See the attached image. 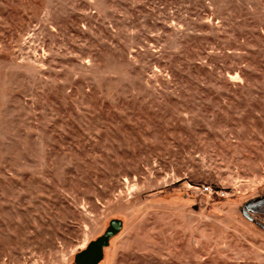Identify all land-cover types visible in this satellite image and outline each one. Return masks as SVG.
Returning a JSON list of instances; mask_svg holds the SVG:
<instances>
[{
    "label": "rangeland",
    "instance_id": "374dc122",
    "mask_svg": "<svg viewBox=\"0 0 264 264\" xmlns=\"http://www.w3.org/2000/svg\"><path fill=\"white\" fill-rule=\"evenodd\" d=\"M263 197L264 0H0V264H264Z\"/></svg>",
    "mask_w": 264,
    "mask_h": 264
},
{
    "label": "flooded vegetation",
    "instance_id": "af4514ba",
    "mask_svg": "<svg viewBox=\"0 0 264 264\" xmlns=\"http://www.w3.org/2000/svg\"><path fill=\"white\" fill-rule=\"evenodd\" d=\"M263 199H264V197H263ZM107 231H108V229L105 231V233ZM102 236H100V237H102ZM109 238L107 239V241L109 240ZM98 239H96V240H98ZM95 241H92L91 243H89V245L92 244ZM89 245L85 249H83L82 251H80L79 253H77L74 256V264H99L102 261V259H103V250L108 246V243L106 244V246L101 247V249L99 250V254L98 253L97 254L94 253L93 252V247L89 248ZM95 256L98 257L96 260H95Z\"/></svg>",
    "mask_w": 264,
    "mask_h": 264
},
{
    "label": "water",
    "instance_id": "95a60500",
    "mask_svg": "<svg viewBox=\"0 0 264 264\" xmlns=\"http://www.w3.org/2000/svg\"><path fill=\"white\" fill-rule=\"evenodd\" d=\"M120 225L117 222H112L111 224V228L108 229V231L102 236L100 237L98 240H96L95 242H93L92 244L89 245L90 247H93V252L94 253H98L99 254V250L101 249V247L106 246V244L108 243L107 239L113 235L114 232H116L117 230H119ZM98 257L95 256V260Z\"/></svg>",
    "mask_w": 264,
    "mask_h": 264
},
{
    "label": "built area",
    "instance_id": "2783aa9c",
    "mask_svg": "<svg viewBox=\"0 0 264 264\" xmlns=\"http://www.w3.org/2000/svg\"><path fill=\"white\" fill-rule=\"evenodd\" d=\"M201 193L207 195L209 197H218V198H225L227 193L224 191L214 190L209 186H204L201 188Z\"/></svg>",
    "mask_w": 264,
    "mask_h": 264
}]
</instances>
